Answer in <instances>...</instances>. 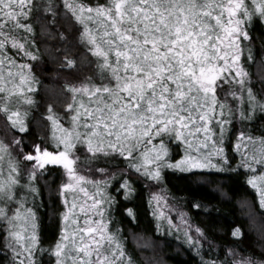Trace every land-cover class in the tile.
I'll return each instance as SVG.
<instances>
[{
    "label": "snow or ice",
    "instance_id": "6c2138e0",
    "mask_svg": "<svg viewBox=\"0 0 264 264\" xmlns=\"http://www.w3.org/2000/svg\"><path fill=\"white\" fill-rule=\"evenodd\" d=\"M254 19L264 23V0H0V113L13 128L27 131V117L36 104L31 85L38 81L33 65L18 64L9 45L37 60L29 44H35L39 26L43 36L59 39L66 53L74 44L82 46L79 66L93 71L76 82L65 81V91L71 94L64 103L71 113L67 127L54 105L47 106L52 139L63 150L52 152L36 144L33 155L21 147L23 160L35 161L27 183L22 180L20 156L0 139V221L6 225L14 264H40L36 253L45 251L40 247L37 213L27 207L28 193L33 199L39 194L36 170L45 164L62 165L68 177L60 185L66 206L60 237L48 250L55 264H134L120 229L112 231L105 219L115 203L108 192L111 182L120 177L117 191L125 190L126 196L133 191L127 170L109 175V169L99 168L95 171L105 179L93 180L80 169L91 172L101 157L119 156L128 169L157 181L163 179L164 168L225 170L214 158L227 161L225 149L217 145H223L236 114L241 121H251L255 112L264 113V99L250 86L242 59L244 41L251 44L249 25ZM252 51L247 48L249 61L254 59ZM77 64L65 55L63 66L75 69ZM238 139L247 141L245 149L260 145L251 155L242 153L240 165L249 170L264 167V135L246 136L241 131ZM173 140L186 145L185 155L176 161L170 158ZM209 142L212 151H202ZM13 144L21 146V141L14 139ZM240 146L237 143V150ZM79 149L83 157L76 154ZM248 183L257 189L264 209V172L251 176ZM246 206L245 201L242 207ZM195 231L203 237L199 227ZM232 235H242L239 226ZM185 236L199 243L187 231ZM228 252L236 255L233 248ZM231 264H264V259L242 257Z\"/></svg>",
    "mask_w": 264,
    "mask_h": 264
},
{
    "label": "trees",
    "instance_id": "16d2710c",
    "mask_svg": "<svg viewBox=\"0 0 264 264\" xmlns=\"http://www.w3.org/2000/svg\"><path fill=\"white\" fill-rule=\"evenodd\" d=\"M88 2L94 3L95 0ZM249 31L251 44L244 41L245 53L242 59L250 73V86L264 99V23L254 19L249 25ZM63 47L59 39L51 40L43 36L39 26L36 28L35 44H29V50L37 55V60L33 61L30 57L20 55V51L12 49L10 45L8 47V52L15 57L18 64L33 65L32 72L38 81L31 85L34 89L31 95L36 104L30 110L31 115L27 117L26 132L21 133L13 128L7 117L0 113L2 120L7 122L14 135L23 140V145L18 146L20 155L21 147L23 153H29L33 152L36 144L53 152L63 150L62 146L57 148L52 139L53 126L47 119V106L50 103L54 105L55 112L61 117V123L67 127V117L71 113L65 111L64 103L71 94L65 91V81L73 83L84 75L93 74L92 69H81L79 66L80 56L85 51L82 46L74 44L67 53L62 50ZM248 47L253 50L254 59L251 61L247 58ZM57 49L61 50L56 51ZM65 55L78 61L77 68L69 69L63 66ZM215 130H219L218 126ZM241 131L246 136L264 135V113L255 112L251 121H241L238 113L236 114V118L229 125L223 145H217L225 149L227 161L214 158V162L224 163L225 170L210 168L180 171L164 168L163 179L157 181L144 177L134 169H128V162L119 156L107 160L101 157L92 165L93 170L107 168L109 172H128L127 178L133 191L127 196L125 190L117 191L122 183L120 177L111 182L109 193L115 197V203L111 206L107 220H110L112 231L120 229L122 242L134 264H204L213 260L220 264L225 261L231 264L234 259L242 257L264 259V209L260 207L257 189L248 183V179L256 174L240 165L242 154L234 145L236 135ZM185 148L186 145L182 141L173 140L169 144L171 161L181 159L185 155ZM212 148L213 145L209 142L208 148L201 150L208 152L212 151ZM191 152L196 154L195 146ZM44 170L36 177L34 183L39 189V194L31 201V206L38 216L40 247L45 249L43 253L37 251L36 257L40 264H55V258L48 250L55 245L60 234V208L55 190L61 181V175L50 166ZM151 187L165 194L173 205L186 214L193 226L202 230L204 235L200 243L194 245L161 225L152 207ZM28 196L33 198L31 193H28ZM245 201L262 222L259 235L251 228L248 218L240 208V203ZM197 203L200 204L199 208L195 206ZM129 209L132 214H129ZM237 226L242 231L241 236L232 235ZM133 239L138 240V246ZM229 248L235 249V256L228 252ZM8 256V249L0 237V264H8Z\"/></svg>",
    "mask_w": 264,
    "mask_h": 264
},
{
    "label": "rangeland",
    "instance_id": "374dc122",
    "mask_svg": "<svg viewBox=\"0 0 264 264\" xmlns=\"http://www.w3.org/2000/svg\"><path fill=\"white\" fill-rule=\"evenodd\" d=\"M22 54H23V52L20 51V55H22ZM216 131L218 132V130H216ZM238 137H239V134L236 135L234 145L236 147L237 143H240L241 146H240L238 151H240L241 154L247 150L248 153L251 155L252 153H254L256 151V149H258L260 147V145L258 143L255 145L248 144L247 149H245L244 145L247 144V141L246 140L240 141L238 139ZM0 139H2L6 144H8L12 147L14 154L20 156V158L22 160V164H21L22 180L24 183H27L28 171L32 168L33 164H35V161L23 160V156L19 154L18 145L13 144L14 139H19L21 141V145H23V143H22L23 140L20 139L19 136L14 135V133L12 132V129H10L7 122L2 120L1 114H0ZM236 149H237V147H236ZM191 151H193V149ZM30 153L35 155L36 154L35 149L33 150V152H30ZM76 154L83 157V155H84L83 149H79ZM49 166L50 165H45L44 169H46V167H49ZM50 167L58 170L60 173L59 175H61L60 176L61 181L56 187L55 194L57 195V201H58V206H59L58 208H60V210L58 209V211H59L58 214L60 216V224L62 227L63 221H62L61 213L66 211V206L62 202V197L60 195V185L62 183L68 182V177L66 175V170L63 168L62 165H56V167L55 166H50ZM44 169L41 170V169L37 168L36 171H37V173H40L42 171H45ZM80 171L82 172V174L89 176L90 179H93V180L105 179V176L100 174L99 172L95 171V169L92 170L91 172H89L87 169L81 168ZM252 171H254L255 174L258 176V175H260L261 172H264V167L256 165L255 170H252ZM112 172L113 171L109 172L108 174L111 175ZM24 175H26V176H24ZM88 187H89L90 192L94 191V189H92L90 185ZM21 191H24V190L21 189ZM108 192H109V187H108ZM150 194H151L150 199L152 202V207L156 213V216L160 220L161 225L164 228H166L167 230H170L172 232H175L176 234L180 235L181 237H183L187 241H189L188 238L185 236V232L187 231L191 234V236L193 238L198 240L200 243L201 236L195 231L196 227L190 223L186 214L180 208L173 205L171 203L170 199H168V197L165 194H163L159 189H156L155 187H151ZM67 198L71 202L72 195L69 194ZM31 201H33V198H30L28 196L27 207H32ZM13 207H15V205H13ZM105 207H107V205ZM240 208L243 209V212L245 213L244 216L248 218L251 228L255 231L256 234L259 235V233L262 229V226H263V225H261L262 222H261L260 218L257 216V214H255L250 209L252 207H249V205H247L246 207H242V203H240ZM105 219L107 220V216L105 217ZM5 227H6V225L2 221H0V230H1L0 231V237L8 249V255H9L8 256V264H14V255H13L12 248L8 246V241L6 240L7 232L5 231ZM60 232H61V228H60ZM59 237H60V234H59ZM133 240L135 241V244L138 246V240L137 239L136 240L133 239Z\"/></svg>",
    "mask_w": 264,
    "mask_h": 264
},
{
    "label": "flooded vegetation",
    "instance_id": "af4514ba",
    "mask_svg": "<svg viewBox=\"0 0 264 264\" xmlns=\"http://www.w3.org/2000/svg\"><path fill=\"white\" fill-rule=\"evenodd\" d=\"M47 165H50V166H55V167H56V165H52V164H47ZM59 232H60V230H59ZM58 239H59V238H58ZM58 239H57V240H58Z\"/></svg>",
    "mask_w": 264,
    "mask_h": 264
},
{
    "label": "water",
    "instance_id": "95a60500",
    "mask_svg": "<svg viewBox=\"0 0 264 264\" xmlns=\"http://www.w3.org/2000/svg\"><path fill=\"white\" fill-rule=\"evenodd\" d=\"M45 165H47V164H45Z\"/></svg>",
    "mask_w": 264,
    "mask_h": 264
}]
</instances>
